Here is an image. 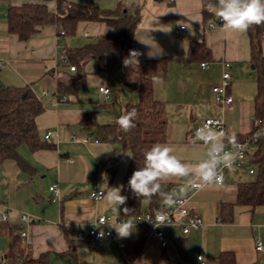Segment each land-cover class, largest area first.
Returning <instances> with one entry per match:
<instances>
[{"label": "crops", "instance_id": "crops-1", "mask_svg": "<svg viewBox=\"0 0 264 264\" xmlns=\"http://www.w3.org/2000/svg\"><path fill=\"white\" fill-rule=\"evenodd\" d=\"M60 1L64 5L79 3L111 11L138 12L139 21L126 54L139 52L137 62L168 59L167 76L155 77L153 95L166 108L167 135L160 144L171 147L172 154L181 162L195 165L207 158V146L196 140L191 122L222 118L228 131L224 144L233 135L237 140L245 138L253 129L257 76L251 60L250 37L247 31H225L218 18L208 11L205 17L207 5L213 0H0V58L8 61L0 68V80L12 86H31L43 102L44 111L37 117V125L45 144L37 150L28 144L19 147L26 167L16 159L0 164V264H7L6 254L12 237L19 234L24 213L34 217L33 223L26 226L33 240L28 249L30 258L37 260L46 255L48 264H175L180 249L194 264H198L199 254L206 264H220L223 252L232 254L234 264H264V251L255 249L257 239L264 243V205L252 208L236 203L237 185L257 177V165L253 162L256 144L248 148L253 173L242 167L228 168L223 171L221 185L190 189L179 196L188 198L189 209L203 219L204 225L186 235L178 226H167V247L162 248L155 239L148 238L144 224H134L126 238H119L114 228L115 237L105 238L95 246L87 239L77 238L78 230L90 226L98 216L105 215L111 222L121 216L120 206H109L103 198L96 200L91 192L97 188L105 192L119 188L121 194L125 185L126 169L123 177L117 178L123 146L103 142L97 133L99 124L114 122L95 119L99 108L116 109L117 103H121L120 85L125 84L120 72L106 69L105 54L87 55L82 69L72 70L73 64L62 61L64 49L67 52L96 43L101 36L113 33L114 28L107 22L80 21L76 33L66 37L60 35L63 29L55 24L40 28L27 40L10 31V7L46 4L57 12ZM209 22L215 26L209 27ZM182 23L191 30L185 27L183 34H177ZM192 40L203 41L210 57L189 61ZM261 48L264 55V38ZM224 61L231 63L229 92L234 102L222 110L213 101L211 89L221 80ZM83 72L87 75L86 84L77 94H58L61 81L71 84ZM91 84L97 85L96 89L89 88ZM101 86L112 88L108 100L100 92ZM126 89L133 95L126 103H136L137 88ZM97 94L102 102L94 98ZM63 97L66 99L61 100ZM185 182L173 179L162 182L161 187L166 192L179 193ZM55 184L59 196L50 189ZM158 204L165 207L162 200ZM222 204L230 205L225 219ZM148 208L144 202L141 210ZM4 214L8 220L3 219ZM137 242L140 249L131 261L126 248Z\"/></svg>", "mask_w": 264, "mask_h": 264}, {"label": "trees", "instance_id": "trees-1", "mask_svg": "<svg viewBox=\"0 0 264 264\" xmlns=\"http://www.w3.org/2000/svg\"><path fill=\"white\" fill-rule=\"evenodd\" d=\"M213 2V1H212ZM208 15L205 11V17ZM9 26L12 33L27 40L47 25H58L67 36L74 35L80 21L107 22L114 28L111 34L101 36L96 43L83 47L68 49L70 63L82 69L84 58L87 55L107 56L106 69L109 72H120L126 87L137 88L138 101L127 103L125 114L135 109V127L128 132L119 129L116 123L98 125V138L103 142L120 143L133 156L130 157L126 170L125 185L121 195L127 197L126 203L120 205V215H133L142 209L143 199L137 198L131 191L128 181L132 173L144 164V152L153 144L163 143L167 135V119L165 103L153 95V81L156 76L166 78L168 59H145L133 61L125 65L130 56L126 54V47L134 33L138 21V12H123L101 9L98 6H89L79 3L64 5L61 1L57 12H52L46 4L26 3L21 6H12L9 9ZM250 37L251 60L255 65L257 76V92L254 98V124L250 134H257L254 163L257 165V177L253 181L241 182L237 185L236 203L256 207L264 205V55L261 48L263 24L251 26L247 30ZM210 57L209 49L203 41L192 40L189 43L187 59L201 60ZM86 72L80 73L76 79L67 84L60 82L58 94H77L86 84ZM44 111L43 102L31 86L0 85V164L8 159H16L20 165L26 167L19 155L18 149L22 144H28L32 150L42 148L45 144L41 140L37 125V117ZM241 139V138H240ZM238 139V140H240ZM162 198L154 196L147 202L149 210L159 207ZM124 208L128 209L127 214ZM224 219L230 213V205L222 204ZM227 214V216H225ZM129 260H133L140 249V244L127 246ZM24 245L20 235L11 239L10 249L6 254L7 264H32L35 261L48 264L46 255L37 260L24 256ZM220 264H234L230 252H223L219 257ZM175 264H194L186 252L180 249L175 256Z\"/></svg>", "mask_w": 264, "mask_h": 264}, {"label": "clouds", "instance_id": "clouds-1", "mask_svg": "<svg viewBox=\"0 0 264 264\" xmlns=\"http://www.w3.org/2000/svg\"><path fill=\"white\" fill-rule=\"evenodd\" d=\"M207 11L221 21L225 31L244 33L253 25L264 24V0H213L207 5ZM181 26L191 30L189 25L185 23H182ZM148 54L152 56L153 52L150 51ZM139 55V52L131 51L130 58L124 62L125 65L131 64L133 60L136 61V57ZM135 117L136 111L133 109L127 114L120 115L115 123L121 131L128 132L135 127ZM195 138L203 141L204 145L207 146V158L195 165L181 162L176 155L172 154L173 149L164 144L156 143L146 150L143 154V167L135 170L128 181L132 193L137 198L149 203L154 196L159 195L163 205L170 208L178 202L179 196L186 195L190 189H203L204 187L222 184V169L224 167L231 169L246 146L239 143L233 135L229 138L233 151H225V133L215 131L209 126L197 128ZM127 155L133 156L131 153H127ZM173 179L186 181L179 193L166 192L161 187L162 182ZM120 191L119 188H113V190L104 193L103 199L109 206L124 205L127 197L121 195ZM124 212L127 214L128 209L124 208ZM28 219L29 216L25 214L23 220L26 222ZM167 220V215L159 214L155 223L160 226L167 224ZM110 226L116 229L119 238L130 236L134 229V223L131 220L118 226L115 224ZM198 259L201 260V257Z\"/></svg>", "mask_w": 264, "mask_h": 264}, {"label": "built area", "instance_id": "built-area-1", "mask_svg": "<svg viewBox=\"0 0 264 264\" xmlns=\"http://www.w3.org/2000/svg\"><path fill=\"white\" fill-rule=\"evenodd\" d=\"M218 22L221 23V21L218 19ZM209 27H214V22H209ZM185 30V27L179 26L178 29H176L177 34H183ZM60 35L66 37V32L64 30L60 31ZM262 37L264 38V30L262 32ZM62 61L65 64H70V59L68 57V54L66 50L64 49L62 53ZM8 61L5 58H0V68L7 65ZM202 67L206 66V63H201ZM223 70L221 75V80L218 84L214 85L212 87V94H213V101L215 104L221 108L222 110L229 107L233 102L234 98L229 92V86L231 81V72L230 67L231 63L229 61H224L222 63ZM71 69L75 70L76 67L74 65H71ZM100 92L103 94L104 98L108 100L113 90L109 86H101ZM46 94L47 91H44ZM61 100L66 99V97L60 98ZM206 126H209L213 128L215 131H223L225 133V137L228 134L226 124L222 118L217 117H207L204 118L201 121H197L192 124V132L195 134V131L197 128H205ZM50 136V133L47 135V137ZM257 134L252 133L247 135L245 138L237 140L239 143L245 145V149L234 162L233 167H242L247 169L250 173L254 172V169L250 166L249 158H248V148L251 144H255L257 141ZM200 141V140H199ZM203 142V141H200ZM224 150L225 151H233L231 143L224 144ZM225 169H228L227 167H224L222 169V175L223 171ZM223 182V181H222ZM221 185V184H220ZM52 191H54L57 196H59V188L55 184L50 187ZM194 190H200V189H194ZM105 191L102 188H97L91 192V196L96 200H101L103 198ZM188 198L186 197H179L178 202L172 206V207H159L156 210L150 211V210H140V212L133 214V215H127V216H120L115 221L111 222L107 216L100 215L98 216L95 221L88 226L87 228H80L77 232V238L80 240L87 239L89 243L92 246H95L98 242H101L105 238H112L116 236V232L114 227H111V224L119 225L123 222H126L128 220H131L134 224H144L147 226V237L155 239L158 244L164 248L167 247L169 244V237L166 231V227L170 225H175L180 228V231L182 234L186 235L189 234L191 231L199 230L203 227L204 221L203 219L194 213L192 210L188 207ZM26 213L22 215V221L23 224L20 228L19 235L25 245L26 251L28 252L29 247L32 245V237L30 236L28 229L26 226H29L33 223L34 217L30 214H27L29 216L28 221H24L23 217ZM159 214H165L168 217L167 224L157 226L156 225V217ZM4 220H8V215L4 214L3 217ZM104 221V222H103ZM103 222V223H102ZM101 233H103V236H101ZM123 247H126L125 243H122ZM255 249L257 252L264 251V243L257 239L255 242ZM201 257V260L198 259ZM197 261L198 264H206L205 260L203 259L202 255H197ZM21 264V263H18Z\"/></svg>", "mask_w": 264, "mask_h": 264}, {"label": "rangeland", "instance_id": "rangeland-1", "mask_svg": "<svg viewBox=\"0 0 264 264\" xmlns=\"http://www.w3.org/2000/svg\"><path fill=\"white\" fill-rule=\"evenodd\" d=\"M96 86L97 85H95V84H91L89 86V88H95ZM120 86H121L120 87L121 92L119 93V96H120V100H121L122 104L121 103H119V104L117 103L116 109H113V110L106 109V108H99L98 113H96V117L97 118H95V119H99L100 121H103V122H114L115 123V120L121 114H125V110H124V112H121V108L124 106V104L127 101H131L133 99V95L131 94L132 91H130V90L128 91V89H126L125 85L122 84ZM91 94H94V93H91ZM94 98H96L98 102L102 100L101 96H99L98 94L95 95ZM130 103H132V102H130ZM192 124L193 123L191 122V126H192ZM190 128L192 129V127H190ZM127 153H130V151L128 149H122L121 150L119 173L117 174V178L118 179H121L122 174L125 173V169L127 170L128 163H129V160H130V156H128ZM28 255H29V252L24 250V256L23 257H26Z\"/></svg>", "mask_w": 264, "mask_h": 264}, {"label": "water", "instance_id": "water-1", "mask_svg": "<svg viewBox=\"0 0 264 264\" xmlns=\"http://www.w3.org/2000/svg\"><path fill=\"white\" fill-rule=\"evenodd\" d=\"M254 66H252V68H253ZM4 84V82L2 81V80H0V85H3ZM253 118V117H252Z\"/></svg>", "mask_w": 264, "mask_h": 264}]
</instances>
